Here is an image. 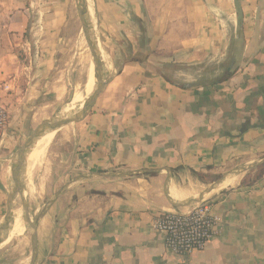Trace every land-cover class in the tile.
<instances>
[{
  "label": "crops",
  "instance_id": "crops-1",
  "mask_svg": "<svg viewBox=\"0 0 264 264\" xmlns=\"http://www.w3.org/2000/svg\"><path fill=\"white\" fill-rule=\"evenodd\" d=\"M86 1L110 65L87 117L52 142L63 172L36 264H264V176L242 184L264 163V0ZM82 25L79 0H0L9 111L66 97ZM12 188L0 160V224ZM204 201L221 217L208 246L168 251L156 216Z\"/></svg>",
  "mask_w": 264,
  "mask_h": 264
},
{
  "label": "rangeland",
  "instance_id": "rangeland-1",
  "mask_svg": "<svg viewBox=\"0 0 264 264\" xmlns=\"http://www.w3.org/2000/svg\"><path fill=\"white\" fill-rule=\"evenodd\" d=\"M93 27L94 25L92 24V29ZM94 32L95 30L93 29V36L95 35ZM91 60L94 61L83 28L70 56L69 74L71 85L67 90L66 97L59 101L52 98L45 101L42 99L38 103L19 108V111L15 112V114L10 111L7 140L0 148V160L3 165H11L13 167V164L17 163L19 149L34 134V131L42 123L54 122L59 119L73 117L81 111V102L76 101L75 97L78 94L83 95L86 92V86L89 79L88 69ZM76 124L77 122H74L61 129L50 130L46 133L47 136L53 132V134L50 135L52 138L47 145L46 151L41 156L39 163L37 161L31 171L28 169L29 163L27 159L24 160L21 171V180L24 190H27L29 195L26 196V192H24L25 194L23 197L20 193H17L14 202L9 206L12 210V214L13 212L20 211L21 208L22 215L26 221V212L24 210V204L26 203L30 218L32 221H35L44 209L50 208L52 205L50 203L59 192L60 183H58V181L62 178L63 172V169L59 166V158L56 157L53 159L52 142L63 133L69 132L74 126H76ZM31 147H29L26 152V158ZM3 224L4 219L0 224V228ZM26 224L27 230L25 232L19 234L15 233L12 239L0 245V264H30L33 250L32 234L34 230L32 226L29 225L28 221H26ZM6 232L7 231H2L1 233L2 241Z\"/></svg>",
  "mask_w": 264,
  "mask_h": 264
},
{
  "label": "built area",
  "instance_id": "built-area-1",
  "mask_svg": "<svg viewBox=\"0 0 264 264\" xmlns=\"http://www.w3.org/2000/svg\"><path fill=\"white\" fill-rule=\"evenodd\" d=\"M9 123L10 111L0 102V147L5 142ZM220 224L221 217L209 201L188 212L163 211L154 220L155 229L164 235L166 249L184 256L204 250Z\"/></svg>",
  "mask_w": 264,
  "mask_h": 264
},
{
  "label": "water",
  "instance_id": "water-1",
  "mask_svg": "<svg viewBox=\"0 0 264 264\" xmlns=\"http://www.w3.org/2000/svg\"><path fill=\"white\" fill-rule=\"evenodd\" d=\"M79 4L81 7L82 16H83L84 33H85L86 39L88 41V44H89V47L91 49L93 59H94L95 78L98 81V87L96 88L94 93L90 96V98L84 103L81 111L78 114H76L73 117H67V118L59 119V120L54 121V122L42 123L34 131V134L19 149L18 161H17V163H14L13 167H12L13 188H12L11 193H10L8 211H7L5 218H4V224L0 228V245L2 244V235H1L2 231L8 232L10 227H11V224H12V210L10 209L9 206L14 202V198L17 195V193H20L24 197L25 190H24V186H23V183L21 180V171L23 168L24 160L26 159V152H27L28 148L31 147L34 140L36 138H38L40 135H42L44 132H46L48 130L61 129L62 127L67 126L71 123L80 122L83 119H85L87 117V115L90 113V111L92 110V108L94 107L96 100L100 94V91L103 89L105 82H106L105 68H104L103 60H102V57L100 55L97 43H96L94 36H93L92 25L90 24V16H89V9H88V5H87V1L86 0H79ZM14 183H15V185H14ZM58 193L55 196L54 200L50 204H52L55 201V199L58 196ZM24 210L26 212L25 219H26V221H28L29 225H31L33 230H34L33 234H32V248H33V250H32V257H31L30 264H36L38 228H39L40 221H41L42 217L44 216L47 208L44 209V211H42L40 213V215L36 218L35 221L31 220L30 214L28 212V206L26 205V203L24 204Z\"/></svg>",
  "mask_w": 264,
  "mask_h": 264
},
{
  "label": "bare ground",
  "instance_id": "bare-ground-1",
  "mask_svg": "<svg viewBox=\"0 0 264 264\" xmlns=\"http://www.w3.org/2000/svg\"><path fill=\"white\" fill-rule=\"evenodd\" d=\"M103 56V64L105 66L110 65L109 64V59L107 58V56L102 55ZM105 62V63H104ZM88 73H89V79L87 82V86H86V92L83 95L78 94L75 97L76 101H80V106H83L84 103L86 102L87 98L92 95L94 93V91L96 90V88L98 87V81L95 78V64L94 61L91 60L90 64H89V69H88ZM75 103V102H74ZM74 105V104H72ZM76 109V108H75ZM50 130L44 132L42 135H40L35 142H33V145L31 147V150L29 151V153L27 154V161L29 163V167L28 169L31 171L32 168L36 165L37 161L39 163V160L41 158V156L44 154V152L46 151L47 145L49 144L53 134L50 133L46 136V133H48ZM233 177V176H232ZM231 177V178H232ZM29 178V177H28ZM226 179L222 185H230L234 183V179ZM31 180V179H30ZM33 182V181H32ZM33 187V186H32ZM33 189V188H32ZM205 189V188H204ZM35 190V189H34ZM188 190V189H187ZM190 190V189H189ZM225 190V189H224ZM223 190V191H224ZM26 192V196L29 195L28 191L25 190ZM31 192V190H30ZM25 194V193H24ZM35 194V193H34ZM216 194V193H215ZM184 205V204H182ZM182 208V207H181ZM186 208V207H185ZM188 208V207H187ZM21 211V208H20ZM16 211L13 212L12 214V224L11 227L9 229L8 232H6L5 236L3 237V241L7 242L8 240L12 239L15 233H22L25 232L27 230V224L26 221L24 220V217L22 215V211ZM22 239V238H21Z\"/></svg>",
  "mask_w": 264,
  "mask_h": 264
},
{
  "label": "trees",
  "instance_id": "trees-1",
  "mask_svg": "<svg viewBox=\"0 0 264 264\" xmlns=\"http://www.w3.org/2000/svg\"><path fill=\"white\" fill-rule=\"evenodd\" d=\"M148 55L142 57H136L135 60L144 63ZM264 176V163L258 165L256 168L252 169L243 179L242 184L252 185Z\"/></svg>",
  "mask_w": 264,
  "mask_h": 264
}]
</instances>
